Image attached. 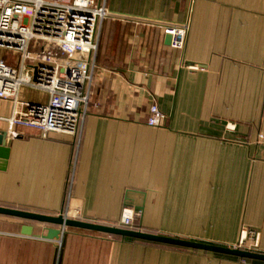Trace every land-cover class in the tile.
<instances>
[{
    "label": "crops",
    "instance_id": "obj_1",
    "mask_svg": "<svg viewBox=\"0 0 264 264\" xmlns=\"http://www.w3.org/2000/svg\"><path fill=\"white\" fill-rule=\"evenodd\" d=\"M97 1L108 17L81 129L16 127L0 207L109 226L126 208L143 232L222 247L256 230L264 253V0ZM184 22L177 51L164 28ZM52 228L0 216V264H264L73 227L43 238Z\"/></svg>",
    "mask_w": 264,
    "mask_h": 264
},
{
    "label": "built area",
    "instance_id": "obj_2",
    "mask_svg": "<svg viewBox=\"0 0 264 264\" xmlns=\"http://www.w3.org/2000/svg\"><path fill=\"white\" fill-rule=\"evenodd\" d=\"M107 17L105 5L97 0H0V50L20 55L16 68L0 56V100L12 103L10 117L0 118L8 125L7 140L17 138L18 126L36 129L43 137L79 133L89 101L98 29ZM164 29L169 46L183 51L188 22ZM23 88L42 91L47 101L21 100ZM148 112V127L165 120L154 104ZM134 218L124 208L119 225L129 226ZM258 235L243 231L234 248L251 250L247 238L252 237L256 246Z\"/></svg>",
    "mask_w": 264,
    "mask_h": 264
},
{
    "label": "water",
    "instance_id": "obj_3",
    "mask_svg": "<svg viewBox=\"0 0 264 264\" xmlns=\"http://www.w3.org/2000/svg\"><path fill=\"white\" fill-rule=\"evenodd\" d=\"M170 42V36L168 35L166 38V45H168ZM7 136L6 132L0 133V170L3 169V166L5 164V160L8 157V149L5 147V144L7 142ZM9 216L17 219H25L33 222H39L50 226L59 227L60 229L64 228H78L85 231H92L100 234H108L113 236H119V237H127L135 240H143L151 243H160L168 246H176L186 249H193L203 252H212L219 255H226L231 256L237 259H244L248 261H254V262H262L264 263V253L260 252H252L245 249H239V248H232L227 246H218V245H212V244H203L199 242L194 241H188L176 237H168L160 234H151L146 233L143 231H133L126 228H119L116 226H109V225H101L93 222H84L79 219L74 218H65L62 213H59L58 215L52 217L40 213H33L29 211L24 210H16L8 207H0V216ZM58 228H52L48 229L45 236L46 240L54 241L55 239H58L60 237L61 230Z\"/></svg>",
    "mask_w": 264,
    "mask_h": 264
},
{
    "label": "rangeland",
    "instance_id": "obj_4",
    "mask_svg": "<svg viewBox=\"0 0 264 264\" xmlns=\"http://www.w3.org/2000/svg\"><path fill=\"white\" fill-rule=\"evenodd\" d=\"M30 50L33 51L32 49H30ZM0 56L3 57V59L5 61H7V63L11 64L15 68H16L17 62H18V60L20 58L19 54L14 55L13 53H11V51H7V50H0ZM21 98H24L26 100H30V101H33V102L34 101H40V102L45 103L47 101L46 100L47 97L42 91L35 90V89L33 90V89H30V88H24ZM135 219L138 221L139 216L135 217L134 220ZM247 231H254V232L258 233V231H256V230H247ZM251 238L252 237H250V236L247 238L248 240H247V244H246L247 246H251L250 247L251 250L247 249L246 247L245 248L241 247V249H245V250H249V251L255 252L254 249H256L258 246L257 245L256 246H252V242L254 243V241H252ZM258 238H259V235H258ZM257 242H258V239H257ZM234 246H231V247L234 248Z\"/></svg>",
    "mask_w": 264,
    "mask_h": 264
},
{
    "label": "trees",
    "instance_id": "obj_5",
    "mask_svg": "<svg viewBox=\"0 0 264 264\" xmlns=\"http://www.w3.org/2000/svg\"><path fill=\"white\" fill-rule=\"evenodd\" d=\"M26 221H29V220H26ZM29 222H33V221H29ZM33 223H36V222H33ZM116 227L126 228V229H130V230L137 231V232L141 231L140 228L138 227V221L136 219L129 226L117 225ZM110 236L113 237V238H116V239H121V240L125 239V240H131V241H136V242L142 241V242H146V243H150V244H155V243H151V242H147V241H143V240H135V239L127 238V237H119V236H113V235H110ZM156 244H160V243H156ZM161 245H164V244H161ZM166 246H168V245H166ZM169 247L173 248V247H176V246H169ZM178 248L186 249V248H181V247H178ZM186 250H189V249H186ZM232 258H234V257H232ZM234 259H237V258H234ZM237 260H239V261H241V260L242 261H248V260H244V259H241V260L237 259ZM248 262H254V261H248ZM254 263H258V262H254Z\"/></svg>",
    "mask_w": 264,
    "mask_h": 264
}]
</instances>
